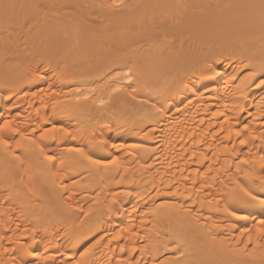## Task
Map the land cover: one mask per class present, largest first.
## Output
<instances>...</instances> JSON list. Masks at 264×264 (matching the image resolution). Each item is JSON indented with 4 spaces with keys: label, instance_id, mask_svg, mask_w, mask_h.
I'll return each instance as SVG.
<instances>
[{
    "label": "bare ground",
    "instance_id": "obj_1",
    "mask_svg": "<svg viewBox=\"0 0 264 264\" xmlns=\"http://www.w3.org/2000/svg\"><path fill=\"white\" fill-rule=\"evenodd\" d=\"M2 3L0 264H264L261 0Z\"/></svg>",
    "mask_w": 264,
    "mask_h": 264
},
{
    "label": "snow or ice",
    "instance_id": "obj_2",
    "mask_svg": "<svg viewBox=\"0 0 264 264\" xmlns=\"http://www.w3.org/2000/svg\"><path fill=\"white\" fill-rule=\"evenodd\" d=\"M0 6L4 7L5 9L12 7V5L8 4V3H2L0 4ZM115 7H121L123 6V0H118V3L114 5ZM261 7L264 8V0H261ZM258 86H264V79H262L259 82ZM237 135H239V132H237ZM255 139V137H253ZM241 143H245V141H241ZM48 159H52L51 157H49ZM246 162V161H245ZM94 163H98L96 161H94Z\"/></svg>",
    "mask_w": 264,
    "mask_h": 264
}]
</instances>
